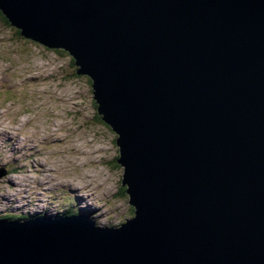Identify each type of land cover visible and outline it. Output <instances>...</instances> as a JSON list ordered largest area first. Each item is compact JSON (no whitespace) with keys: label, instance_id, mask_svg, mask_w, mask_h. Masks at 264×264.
<instances>
[{"label":"water","instance_id":"1","mask_svg":"<svg viewBox=\"0 0 264 264\" xmlns=\"http://www.w3.org/2000/svg\"><path fill=\"white\" fill-rule=\"evenodd\" d=\"M117 135L134 216L0 220V264H264V0H0ZM40 219V220H38Z\"/></svg>","mask_w":264,"mask_h":264},{"label":"rangeland","instance_id":"2","mask_svg":"<svg viewBox=\"0 0 264 264\" xmlns=\"http://www.w3.org/2000/svg\"><path fill=\"white\" fill-rule=\"evenodd\" d=\"M1 13L0 200H7L0 217L48 206L44 216L60 219L69 205L72 217H87L94 228L126 223L134 208L122 185L117 135L95 121L91 80L61 48L22 38ZM32 150L39 154L28 157ZM35 193L42 195L38 207L31 206Z\"/></svg>","mask_w":264,"mask_h":264},{"label":"bare ground","instance_id":"3","mask_svg":"<svg viewBox=\"0 0 264 264\" xmlns=\"http://www.w3.org/2000/svg\"><path fill=\"white\" fill-rule=\"evenodd\" d=\"M16 29H17V28H16ZM18 30L21 31L20 29H18ZM103 122H104V121H103ZM104 123H105V122H104ZM105 124H106V123H105ZM107 125H108V124H107ZM108 126H109V125H108ZM109 127H110V126H109ZM110 128H111V127H110ZM16 134H17V133H16ZM11 141H12V140H11ZM14 143L16 144V142H14ZM7 146H10V147H11V145H9V144H7ZM1 147H2L3 151H7L5 148H3L2 145H1ZM10 147H9V148H10ZM27 147H28V146H27ZM35 149H36V148H35ZM38 149H39V148H38ZM33 151H34V150H32V151H30V152L27 153V155H29L28 157L35 156V154H36V155L39 154L38 152L34 153ZM7 152H8V151H7ZM12 152H13V151H12ZM15 152L18 153V152H21V150H19V151H18V150H15ZM9 153H10V152H9ZM1 154L3 155V152H2V151H0V155H1ZM6 157H7V156H6ZM119 158H120V155H119ZM119 158H118V159H119ZM118 159H117V160H118ZM120 166H121V165H120ZM121 167L123 168V171H124V166H121ZM37 184H38V183H37ZM15 185H16V184H15ZM19 185H20V184H19ZM42 186H43V184H42ZM19 187H20V186H19ZM36 188H38V187H36ZM47 188H49V187H47ZM34 189H35V188H34ZM75 190H77V189H75ZM32 191H33V190H32ZM43 191H44V190H43ZM23 192H26V190L23 191ZM74 192H75V191H74ZM77 194H78V193H77ZM34 195H35V196H34ZM32 196H33V197H36V198L34 199V200H36V203H35V205H31V206H35V207H36V206H37V207L40 206V203L38 204V198H40L42 195L39 194V193H38V194L35 193V194H32ZM80 197H81V196H80ZM13 198H14V197H13ZM27 198H28V197H27ZM25 199H26V198H25ZM5 200H7V198L4 199V198L2 197V201L0 200V204H2V205L5 204ZM30 201H31V200H30ZM30 201L28 202V205H30V204H29ZM83 202H84V201H83ZM33 203H34V202H33ZM37 204H38V205H37ZM83 204H84V203H83ZM80 205H81V204H80ZM81 206H82V205H81ZM17 207H18L19 209H21L20 205H18ZM84 207H85V206H84ZM24 208H25V207H24ZM27 208H29V207H27ZM40 208H43V206H40ZM49 208H50V207H49ZM87 209H88V208H87ZM35 211H36V210H35ZM39 211H41V210H39ZM43 211H44V210H43ZM43 211H41L40 214H39V217H41V218L44 217V212H43ZM19 212H20V211H19ZM68 212H69V211H68ZM80 213L86 214L87 212H81V211H80ZM80 213H79V214H80ZM7 216H8V215H7ZM9 220H12V219H9ZM38 220H40V219H38Z\"/></svg>","mask_w":264,"mask_h":264},{"label":"trees","instance_id":"4","mask_svg":"<svg viewBox=\"0 0 264 264\" xmlns=\"http://www.w3.org/2000/svg\"><path fill=\"white\" fill-rule=\"evenodd\" d=\"M2 14V13H1ZM3 15V14H2ZM4 16V15H3ZM5 17V16H4ZM6 18V17H5ZM18 30V29H17ZM19 31V30H18ZM20 32V36L22 35V33H21V31H19ZM22 38H23V36H21ZM63 51V50H62ZM63 54H66L67 56H68V53L67 52H65V51H63L62 52ZM73 60V59H72ZM73 62H74V60H73ZM88 78V77H87ZM89 79V78H88ZM90 80V79H89ZM95 121L97 122V123H100V124H102V125H104L103 123H102V119L98 116V115H96L95 116ZM109 130L108 131H110L111 129L110 128H108ZM116 141V140H115ZM116 144V143H115ZM119 158V157H118ZM124 192V191H123ZM133 213H134V210H133ZM65 214L66 215H68V214H74V212L73 213H71V211H69V212H65ZM6 219H14V220H24L25 219V216H15V215H12V217H10V215H8V216H4Z\"/></svg>","mask_w":264,"mask_h":264},{"label":"clouds","instance_id":"5","mask_svg":"<svg viewBox=\"0 0 264 264\" xmlns=\"http://www.w3.org/2000/svg\"><path fill=\"white\" fill-rule=\"evenodd\" d=\"M45 47V46H44ZM47 48V47H46ZM92 86V85H91ZM92 88V87H91Z\"/></svg>","mask_w":264,"mask_h":264}]
</instances>
